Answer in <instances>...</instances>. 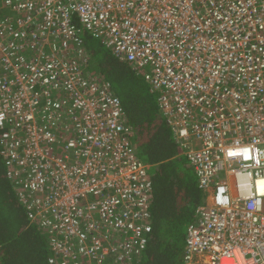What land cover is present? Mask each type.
Listing matches in <instances>:
<instances>
[{
    "label": "built area",
    "instance_id": "1",
    "mask_svg": "<svg viewBox=\"0 0 264 264\" xmlns=\"http://www.w3.org/2000/svg\"><path fill=\"white\" fill-rule=\"evenodd\" d=\"M82 30L144 73L207 191L182 264H264V0H0L1 158L49 263L136 264L149 231V165Z\"/></svg>",
    "mask_w": 264,
    "mask_h": 264
},
{
    "label": "trees",
    "instance_id": "2",
    "mask_svg": "<svg viewBox=\"0 0 264 264\" xmlns=\"http://www.w3.org/2000/svg\"><path fill=\"white\" fill-rule=\"evenodd\" d=\"M78 35L94 66L91 72L103 75L121 100L137 157L149 165V231L136 264H182L185 235L181 223L188 225L195 218L197 207L207 201V191L197 185L194 173L189 176L191 167L183 166L181 147L159 111L158 92L144 73L116 59L91 34L82 30ZM15 185L6 176L0 142V264H51L46 235L27 217ZM191 203L194 208L188 210Z\"/></svg>",
    "mask_w": 264,
    "mask_h": 264
},
{
    "label": "rangeland",
    "instance_id": "3",
    "mask_svg": "<svg viewBox=\"0 0 264 264\" xmlns=\"http://www.w3.org/2000/svg\"><path fill=\"white\" fill-rule=\"evenodd\" d=\"M84 46V45H83ZM84 48H85V46H84ZM86 49V48H85ZM86 51L88 52V50L86 49ZM91 61V60H90ZM89 61V62H90ZM94 68V66H93V64L92 63H90V65H89V71L90 70H92ZM182 163H183V166H188L189 165V163L187 162V160H186V158L184 157V158H182ZM190 166V165H189ZM188 166V167H189ZM191 167V166H190ZM189 167V168H190ZM193 173H194V171H193V169L192 168H190V169H188V174H189V176H193ZM195 176V175H194ZM189 179H191L190 177H188ZM195 179V178H194ZM194 207H193V205H192V203L191 204H189L188 205V210H192ZM187 221H184V222H182L181 223V231H182V233L185 235V231H186V226H187V223H186Z\"/></svg>",
    "mask_w": 264,
    "mask_h": 264
},
{
    "label": "bare ground",
    "instance_id": "4",
    "mask_svg": "<svg viewBox=\"0 0 264 264\" xmlns=\"http://www.w3.org/2000/svg\"><path fill=\"white\" fill-rule=\"evenodd\" d=\"M261 183H262V181H259V182H258V187H259L260 190L264 189V187L261 186V185H262Z\"/></svg>",
    "mask_w": 264,
    "mask_h": 264
}]
</instances>
